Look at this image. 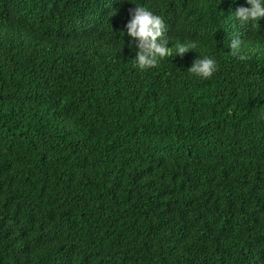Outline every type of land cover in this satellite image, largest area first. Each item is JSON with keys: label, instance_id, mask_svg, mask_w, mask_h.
Listing matches in <instances>:
<instances>
[{"label": "trees", "instance_id": "1", "mask_svg": "<svg viewBox=\"0 0 264 264\" xmlns=\"http://www.w3.org/2000/svg\"><path fill=\"white\" fill-rule=\"evenodd\" d=\"M136 5L171 48L148 70ZM240 6L0 0V264H264V18Z\"/></svg>", "mask_w": 264, "mask_h": 264}, {"label": "clouds", "instance_id": "2", "mask_svg": "<svg viewBox=\"0 0 264 264\" xmlns=\"http://www.w3.org/2000/svg\"><path fill=\"white\" fill-rule=\"evenodd\" d=\"M248 7L240 6L235 13L236 18L241 24H249L264 18V0H246ZM130 20L125 25L127 35L132 38L135 47L138 49L136 54V66L140 70H148L157 67L159 60L171 55L168 40L163 39L166 26L162 17L154 15L143 6L136 5L129 9ZM242 39L237 36L230 42L231 55L238 57L241 61L247 60L246 54H241ZM196 45H180L176 52L181 58ZM204 80L211 79L218 70L217 63L209 57L195 59L188 69Z\"/></svg>", "mask_w": 264, "mask_h": 264}]
</instances>
